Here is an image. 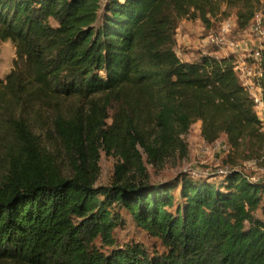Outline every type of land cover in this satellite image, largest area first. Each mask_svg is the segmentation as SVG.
<instances>
[{
	"label": "trees",
	"instance_id": "16d2710c",
	"mask_svg": "<svg viewBox=\"0 0 264 264\" xmlns=\"http://www.w3.org/2000/svg\"><path fill=\"white\" fill-rule=\"evenodd\" d=\"M257 15L264 0H0V44L15 52L0 78V264H264V180L233 163L162 182L128 169L183 153L197 123L205 144L264 169L235 56L176 49L184 20L241 34ZM259 70L264 98V46ZM86 150L116 158L106 185ZM127 224L139 238L119 239Z\"/></svg>",
	"mask_w": 264,
	"mask_h": 264
},
{
	"label": "rangeland",
	"instance_id": "374dc122",
	"mask_svg": "<svg viewBox=\"0 0 264 264\" xmlns=\"http://www.w3.org/2000/svg\"><path fill=\"white\" fill-rule=\"evenodd\" d=\"M222 25L215 31L204 32L201 24L197 21H182L178 31V42L176 49L178 54L182 55L184 59H190V53L197 48L209 52L213 49L222 50L227 53L228 48L225 46H214L206 44L205 39L209 35H225L227 39L239 41L241 38H237V34L230 28L227 33ZM255 40V37H252ZM245 40V39H244ZM198 41H202L198 44ZM15 59V52L11 42H3L0 44V78L10 70ZM66 104H73V100L65 101ZM41 122L47 124L48 116H42ZM50 140H53V136L50 135ZM185 144L187 146L183 153L177 152L171 155L167 160L163 161V164L151 165L147 163L146 157L142 159L144 171H140L135 164L128 166L129 174H134L135 178L149 179L151 182H162L164 180L171 179L180 173H188L191 176L194 175H216L221 176L220 170L225 168H231L232 163L236 164L237 168H245L247 172L252 173L253 178L256 180H264V169L260 160L244 161L240 156L232 154L227 150L226 142L224 139H220L214 144H205L199 136V124H194L185 138ZM54 159L59 162H67L66 154L58 146L52 148ZM99 152V161L93 164V155L90 151H85V168L89 177L95 181V185H106L114 173V165L116 158L112 153H106L104 151ZM229 155V157H228ZM264 156V154H262ZM250 164L246 167V165ZM246 163V164H245ZM1 164V161H0ZM251 165V167H250ZM0 167V176H3V172ZM145 173V175H144ZM220 173V174H219ZM223 175V174H222ZM128 225V224H127ZM140 230L136 229L132 224L124 231L118 232L120 240L130 239L132 237L139 238Z\"/></svg>",
	"mask_w": 264,
	"mask_h": 264
},
{
	"label": "built area",
	"instance_id": "2783aa9c",
	"mask_svg": "<svg viewBox=\"0 0 264 264\" xmlns=\"http://www.w3.org/2000/svg\"><path fill=\"white\" fill-rule=\"evenodd\" d=\"M224 30L228 33L230 30V21H225ZM249 37H255L257 46L250 48L248 42L239 40H230L225 35H209L205 42L214 46H225L230 53L235 56V69L239 75L241 83L246 88L254 105V110L258 121L262 124L264 130V98L263 91L258 82L261 75L259 70L260 50L264 46V21L260 15H257L254 22L245 32ZM227 147V146H226ZM228 150V147H227ZM249 163L246 165V167ZM251 167V165H250ZM229 168L220 170L222 174L227 173ZM199 176V175H194ZM254 179V178H253Z\"/></svg>",
	"mask_w": 264,
	"mask_h": 264
},
{
	"label": "crops",
	"instance_id": "0c3cea01",
	"mask_svg": "<svg viewBox=\"0 0 264 264\" xmlns=\"http://www.w3.org/2000/svg\"><path fill=\"white\" fill-rule=\"evenodd\" d=\"M262 19H263V21H264V17H262ZM178 31H179V29H178ZM178 36V35H177ZM237 36V38H243L242 40L243 41H247L248 42V47H249V49L250 48H253V47H255V46H257V40H254L252 37H249L246 33H241V34H237L236 35ZM178 38H179V36H178ZM245 39V40H244ZM177 42H178V39H177ZM202 41H198V44L197 45H199V43H201ZM203 43V42H202ZM197 50H201L202 52H204V53H207V52H205L204 50H202V49H199V48H197L196 49V51ZM218 52L220 53V54H223V55H225V52H223L222 50H218ZM228 52V51H227ZM190 55H191V58L193 57V55H194V51H192L191 53H190ZM190 58V59H191ZM189 59V60H190Z\"/></svg>",
	"mask_w": 264,
	"mask_h": 264
}]
</instances>
